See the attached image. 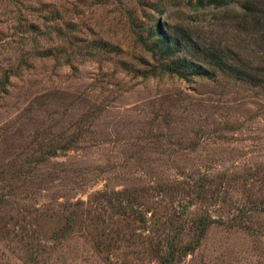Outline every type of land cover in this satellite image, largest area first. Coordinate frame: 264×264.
I'll use <instances>...</instances> for the list:
<instances>
[{
    "label": "rangeland",
    "instance_id": "rangeland-1",
    "mask_svg": "<svg viewBox=\"0 0 264 264\" xmlns=\"http://www.w3.org/2000/svg\"><path fill=\"white\" fill-rule=\"evenodd\" d=\"M244 1L0 0V264H264V86L162 70L138 39L159 21L264 75ZM57 22L108 48L44 55Z\"/></svg>",
    "mask_w": 264,
    "mask_h": 264
},
{
    "label": "trees",
    "instance_id": "trees-1",
    "mask_svg": "<svg viewBox=\"0 0 264 264\" xmlns=\"http://www.w3.org/2000/svg\"><path fill=\"white\" fill-rule=\"evenodd\" d=\"M201 4H215V5H223L225 3H229L231 0H198ZM243 11L250 16L251 23H254L253 28L258 29L264 23V3H258L256 0H245L243 3ZM58 9H56L57 11ZM62 18L60 13H55L53 18ZM64 20V19H62ZM48 21V20H46ZM64 25L66 27L75 26L76 24L73 22H69L68 20L64 21ZM32 28L35 27L34 23L31 25ZM56 32L59 36L62 37L64 42V37L68 39V48H64L62 46L63 42L51 43L49 42L44 49V55H53L52 57L59 58L62 53L61 50L65 52V55L69 58L73 52H79L77 49H82L79 53H85V51L95 50L100 47L108 48V41L100 38H92V44L82 45L79 48L78 43L74 42L73 39L75 35L71 33H66L60 31V24L55 27ZM147 32L144 35H138L139 41L142 43L143 47L145 46L148 51H151L153 56L157 59L158 65L156 67L161 68L162 70H167L171 72H175L180 76L188 77L190 75H204L207 77H212L215 75L214 70H209L204 63H210L217 69L228 73L236 78L242 79L246 82H250L256 85L264 86V75L258 74L255 70L248 68L247 64L237 65L236 63H231L226 59V55L221 49H212L208 47H203L200 43L193 39V37L186 31H179L175 29H164L161 26L159 21H155L152 25L145 27ZM64 36V37H63ZM33 42V41H32ZM35 42V41H34ZM73 45V46H72ZM72 49L76 51H72ZM184 49L192 51L198 60H194L193 58L187 57L183 52ZM111 50V47L108 49ZM65 60H69V59ZM127 66H133V64L125 61ZM18 63H16L15 67L12 65L6 67L1 79L0 86L7 82L9 79V75L11 70H16L18 68ZM212 66V67H213ZM154 67V66H152ZM138 71L143 72L142 69L136 68ZM144 73V72H143ZM146 74V73H144ZM132 195V192L127 189H120L114 192H110V197H113L115 200L114 205L116 206V210H121L123 212L128 210V205L126 204L129 196ZM124 199H126L124 201ZM77 204V202H75ZM75 204V205H76ZM131 209V208H130ZM129 209V210H130ZM69 213H75V209H70ZM204 225L201 227V232L204 230ZM177 248L172 246L167 250L166 260L169 258H174Z\"/></svg>",
    "mask_w": 264,
    "mask_h": 264
}]
</instances>
